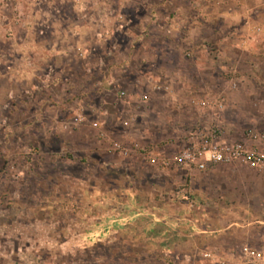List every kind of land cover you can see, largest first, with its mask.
I'll list each match as a JSON object with an SVG mask.
<instances>
[{
    "label": "rangeland",
    "instance_id": "obj_1",
    "mask_svg": "<svg viewBox=\"0 0 264 264\" xmlns=\"http://www.w3.org/2000/svg\"><path fill=\"white\" fill-rule=\"evenodd\" d=\"M196 125L264 153V0H0V264H163L140 238L105 236L140 205L112 213L100 198L125 181L141 188L131 172L150 179L168 169L143 149L171 156ZM231 164L257 169L218 166ZM260 184L240 199L246 223L264 215ZM249 227L213 241L216 258L236 264L245 245L263 248L264 224ZM182 258L175 263L214 264Z\"/></svg>",
    "mask_w": 264,
    "mask_h": 264
},
{
    "label": "crops",
    "instance_id": "obj_2",
    "mask_svg": "<svg viewBox=\"0 0 264 264\" xmlns=\"http://www.w3.org/2000/svg\"><path fill=\"white\" fill-rule=\"evenodd\" d=\"M92 122L96 121L92 120ZM169 122L175 123L173 117L164 120L165 125L170 124ZM93 123L92 126L96 129L98 136L103 140L106 139L100 135L101 132L105 133L103 125L98 122V125L94 126ZM162 128L165 126L160 125L161 130ZM175 132V129L171 130L170 137L174 138ZM161 133L159 130L155 134ZM151 135L149 129L140 134L146 141L152 138ZM106 140L109 141L110 137ZM160 146L157 148L160 149ZM134 175L135 173L131 172L128 177L134 178L135 182L146 181V183L140 188L136 184L134 187L133 182L125 181L127 184L125 183L124 187H117L114 189L116 192L111 190L110 199L100 198L106 201L100 206L110 207L108 210L111 209L113 213L120 208H133L140 205V212L134 217H129L130 224L126 227L113 224L108 227L104 235L115 238L120 232H126L129 237L140 238L146 243L143 252L149 255L156 250L161 255L158 260L163 261V264H176V260L181 257H184L182 260L190 262L196 253L202 255L204 251H213L212 242L224 234L229 235L239 228L247 231L253 222L264 224L263 213L255 215V221L244 222L248 211L244 209L242 203L240 204V199H244L242 197L246 195L244 192L247 190L246 186H249L250 190L254 186L258 188L260 183L264 184V169H242L239 165L231 164L226 167L215 165L211 169L202 171L198 169L157 170L154 175H150L152 177L150 179L140 175L136 178ZM158 175L163 177L164 183L155 178ZM179 178L188 182L186 190L189 191V195L186 198L173 189L178 185ZM214 179L219 181L216 183ZM218 185L223 191L219 197L214 198L209 189L216 188ZM91 187L96 188L94 184ZM144 188L149 189L150 192L143 194ZM263 188L261 187L260 190ZM119 190L122 193L118 192ZM233 208L234 212H232ZM104 219L102 217L96 222L97 228H102L100 225Z\"/></svg>",
    "mask_w": 264,
    "mask_h": 264
},
{
    "label": "built area",
    "instance_id": "obj_3",
    "mask_svg": "<svg viewBox=\"0 0 264 264\" xmlns=\"http://www.w3.org/2000/svg\"><path fill=\"white\" fill-rule=\"evenodd\" d=\"M121 94H124L122 92ZM193 102L202 108H210L220 110L223 103L213 99H198ZM129 122L125 121L124 125ZM94 126L98 122L93 123ZM222 129L219 127L205 128L202 125H196L194 129H190L184 136L186 146L171 156H156L151 149H143L142 155L152 163H158L162 167L168 169H198L206 170L209 167L219 164H230L241 162L257 169H264V153L260 151L254 144L247 146L242 142L227 143L221 141ZM101 136L105 137V133L101 132ZM257 135H253L256 139ZM115 150H119L124 155L130 151L119 144L112 143ZM202 256L214 264H232L223 258H216L213 251H204ZM236 264H264V247L255 248L245 245L241 251Z\"/></svg>",
    "mask_w": 264,
    "mask_h": 264
}]
</instances>
